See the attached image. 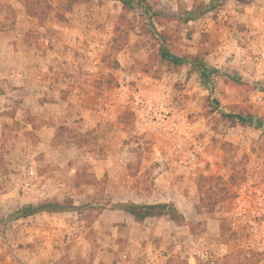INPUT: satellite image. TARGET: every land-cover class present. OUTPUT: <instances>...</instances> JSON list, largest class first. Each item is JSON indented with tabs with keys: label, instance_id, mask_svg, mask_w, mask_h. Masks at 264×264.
<instances>
[{
	"label": "crops",
	"instance_id": "obj_1",
	"mask_svg": "<svg viewBox=\"0 0 264 264\" xmlns=\"http://www.w3.org/2000/svg\"><path fill=\"white\" fill-rule=\"evenodd\" d=\"M5 1L13 7L15 18L11 28L0 31V152L5 161L0 170V212L34 203V198L18 191L26 161L35 166L36 183L44 188L46 198L69 196L75 206L80 205L86 197L94 198L97 182L104 180L108 203L92 216L76 208L10 221L8 243L0 242V264H65L63 257L89 264H173V259L197 264L195 251L208 250L220 258L233 253L244 235L237 231L236 238H224L220 221L238 225L240 197L224 200L213 212L195 209L199 175L223 172L217 150L209 148L190 168H181L170 156L162 169L153 165L159 151L144 152L139 167L129 170L128 164L138 155L132 148L140 143L133 139L138 132L121 111L108 107L112 88L104 83L107 77L118 80L121 71L102 64L95 74L87 72L88 50L101 54L107 36H113L111 16L119 11L120 2L112 0L118 9L97 0L80 3L64 21L51 16L40 23L19 1ZM231 1L221 9L224 20L214 26L210 22L206 30L209 41L215 43L207 46L205 59L220 70L235 67L252 78L262 77L264 70L254 55L264 48V0L242 9ZM226 19L240 24L234 36L227 31ZM147 90L156 95L155 88ZM170 97L166 94V99ZM59 126L94 138L78 144L64 136L54 143ZM84 165L93 180L89 184L74 180ZM83 189L89 194L83 192L82 199L77 192ZM170 202L183 212L184 223L166 215L138 221L115 207L117 203ZM83 203L86 208L88 204ZM198 221L203 230L192 232Z\"/></svg>",
	"mask_w": 264,
	"mask_h": 264
},
{
	"label": "rangeland",
	"instance_id": "obj_2",
	"mask_svg": "<svg viewBox=\"0 0 264 264\" xmlns=\"http://www.w3.org/2000/svg\"><path fill=\"white\" fill-rule=\"evenodd\" d=\"M17 1L22 4V0ZM116 1L118 2V0ZM148 1L153 7L162 8L169 14H176L178 11L189 9L193 2V0ZM204 1L207 2L209 0ZM227 1L189 23L177 26L173 21L164 22L169 32L173 33L174 37L175 35L179 37L176 42V47L182 51L194 53L198 47L214 45V41H209L210 32L206 30H208L210 22H213L212 24L214 26L224 20L220 14L222 7L228 3ZM91 2L94 1L91 0ZM117 2H112V0L96 1L99 4L113 5L115 9H118ZM234 2H237L235 6L242 9L244 5L256 2V0H232L229 4L232 5ZM83 3L88 4L86 2ZM0 4H2L0 7V20L7 21V17L11 20L12 18L7 8V6H10L13 9L11 4L5 0H0ZM118 10L111 16V20H113V36H107V44L103 47L101 54H99L98 50H88L87 57L89 64L87 71L93 68L94 72L92 74H95L99 67L101 68L102 64L111 68L120 69L121 77L119 76L118 80L114 82V80L109 79L110 77H107L104 81L106 85L112 88L109 103L114 100L119 83L135 86L143 98L165 103L175 114L179 122L183 126L186 125L191 133L190 138L182 141L179 149L176 150L177 143L164 136L162 129H156L154 127L140 130L136 127L135 116L131 111L126 110L121 112L124 120L136 127L138 134H134L133 139L137 138L140 142L132 147L135 152H138V157L136 158L137 161L132 163L131 170L139 167L141 161L139 156L144 152L159 151L157 155L158 159L153 162V165L162 169L166 167V162H168L167 160H169L168 158L170 156L179 163L181 168H184L187 164L186 156L192 149L198 153V159L194 166L200 162L201 157L209 148L217 150L220 163L223 166V172L200 174L197 179V185L198 180L203 176L209 178L206 185L208 186L210 184L217 190L222 185L223 180H226L230 174L234 175L235 183L230 187L232 193L227 199L240 197V207L237 212V214H240L239 222L238 225H234V222L222 220L220 221V230L223 234L222 236L226 239L236 238L235 233L237 231L241 235H244V238H240L243 240H240L236 250L243 249L244 251L250 250L257 252L258 255L256 257L259 258L257 264L263 263L264 237H261L260 234H264V131L253 126H240L239 124L231 126L220 118L218 110L209 113L210 106L206 102L208 92L198 81L196 73L190 71V65L184 64L178 71L168 70L164 65H160L156 60L157 38L155 35H152V32L146 33L141 27L146 23L143 13L137 8L123 9L120 7ZM51 16H54L53 12ZM13 17L15 18V12ZM200 18L204 20H200ZM10 20L7 22H10ZM224 24L232 36H234V32L239 30L240 24L235 19L231 21L226 19ZM177 29H179L178 32H176ZM215 30L218 31V28ZM187 32H191L189 38L186 37ZM203 34H206L207 39L203 44H200V41L204 37ZM124 48L126 50L118 58V53ZM256 54L254 55L255 57ZM260 66L264 70V64L260 63ZM261 73L264 74V71H261ZM213 79L216 86L214 96L220 101L222 106L246 104L251 106V110L257 112L264 119V102L260 104L256 101L258 96H263L264 98V75L262 77L252 78L242 71L237 70L235 67H228L220 70ZM143 86L147 89L155 88L156 95H151L149 90L143 89ZM166 87L169 89H166ZM166 94L167 96H171L170 99H166ZM92 137L94 138V135L89 134L86 137L87 141H91ZM247 138H249V142L243 144ZM137 139L135 140L137 141ZM165 154H168V157H164ZM1 159L0 170H4L5 161L3 156ZM87 165L82 166V169H80L81 174L79 173L74 180L84 181L87 184L91 183L92 179L86 171ZM146 180L143 181V189L145 191L148 189ZM83 190H78L77 192L81 195L82 199L84 194L87 196L89 194L85 193L89 191L88 189ZM83 192L84 194L82 195ZM103 194L104 180L100 184L98 183L94 198L89 201L88 197H86L83 199L84 201H80V205H76V208L81 209L83 215H95L97 208H102L108 203ZM70 198L73 199V197ZM95 198L96 200H94ZM43 199L48 198H42L41 200ZM91 201H96V203H101V205L90 206ZM34 202H37V200ZM82 203L88 204L87 207L83 208ZM12 209H16V207L9 206L8 209H3L0 212V219L6 218ZM181 213L183 214V212ZM249 217H251V222L248 221ZM9 224L10 221L6 225L0 223V231H3V233H0V242L5 244L8 243L6 233ZM202 230L203 226L201 221L192 225V232H200ZM246 255L249 256V253ZM218 258V261H221L224 256ZM196 260V263L201 262L198 259ZM172 263L186 264L184 260L180 259H173Z\"/></svg>",
	"mask_w": 264,
	"mask_h": 264
},
{
	"label": "trees",
	"instance_id": "obj_3",
	"mask_svg": "<svg viewBox=\"0 0 264 264\" xmlns=\"http://www.w3.org/2000/svg\"><path fill=\"white\" fill-rule=\"evenodd\" d=\"M118 1L123 9L137 8L143 13L146 23L141 27L146 33L152 32V35L156 36L158 46L156 50V60L160 65H164L168 70L172 71H178V69L184 64L190 65V71L196 73L198 81L208 92L206 102L210 106L209 113L218 110L220 118L231 126L237 124L240 126H253L254 128L264 131L263 117L258 115L257 112L252 111L251 106L246 104H229L222 106L220 101L214 96L216 86L213 78L220 72V68L209 64L205 59L208 54L207 47H198L194 53L180 50L176 47V42L179 37L177 35L174 37L173 33L169 32L168 27L164 23L173 21L177 26L189 23L202 16L207 11L216 8V6L222 5L226 0H209L207 2L204 0H193L189 9L178 11L176 14H169L162 8H155L148 0ZM83 2L89 4L91 3V0H22L26 13L30 17L36 18L40 23L49 19L52 12L58 20L64 21L66 19V14L69 13L75 5ZM54 3H56V6ZM1 6L2 4H0V7ZM7 8L12 19L10 20L9 17L6 18V20H10V22L0 20V31L13 26L14 10L10 6H7ZM178 31L179 29L176 30V32ZM190 35L191 32H187L186 37L189 38ZM203 36V40L200 41V44H203L207 39L206 34H203ZM115 40L117 41V39ZM84 135L86 134L77 132L73 127L59 126L53 142H60L65 136L66 138H72L76 143L81 144L87 142V138H85ZM1 157L2 155L0 153V160L2 161ZM134 161L128 164L130 171H133L131 170V165ZM234 178V175L230 174L226 180L222 181V185L216 190L212 185H206L209 178L203 176L200 177L197 185L199 198L198 202L195 204L196 211L198 213L213 212L219 203L231 196L232 190L230 187L235 183ZM115 207L123 209L138 221L143 220L148 216L166 215L180 224L184 223V215L180 212V209L171 202L155 204L117 203L115 204ZM73 209H76V206L73 204V199L70 197L63 198L62 200L43 199L34 203H26L19 208L12 209L6 218L0 219V223L6 225L9 221L39 212H63ZM101 209V207L97 208V212ZM85 216H89V214H85ZM0 233H3V231L1 230ZM248 253L249 256L246 255ZM257 255L258 253L254 251L238 249L233 253L225 255L221 261H216L215 263L198 262L197 264H257L259 260V258L256 257ZM61 261L65 264H89V262L83 259L73 261L67 257H63Z\"/></svg>",
	"mask_w": 264,
	"mask_h": 264
},
{
	"label": "built area",
	"instance_id": "obj_4",
	"mask_svg": "<svg viewBox=\"0 0 264 264\" xmlns=\"http://www.w3.org/2000/svg\"><path fill=\"white\" fill-rule=\"evenodd\" d=\"M256 58L261 64H264V48L257 52ZM87 72L92 74L94 70L90 68ZM116 93L114 100L109 103L108 107L115 111H131L135 116V124L138 129L146 130L154 127L162 129L164 136L177 143L176 150L179 149L182 141L190 138L189 128L179 122L165 103L143 98L138 88L128 84L119 83ZM256 101L260 104L263 103V96H258ZM197 159L198 153L192 149L186 156L187 164L184 168H190L197 162ZM36 179L35 166L31 162L26 161L24 177L19 183L18 191L21 194L30 195L34 198V201L46 198L44 188L36 183ZM248 221L251 222V217L248 218ZM260 236L264 237V234L261 233ZM194 256L203 263H215L219 259L208 250L195 251ZM122 258L125 259L126 255L123 254Z\"/></svg>",
	"mask_w": 264,
	"mask_h": 264
}]
</instances>
